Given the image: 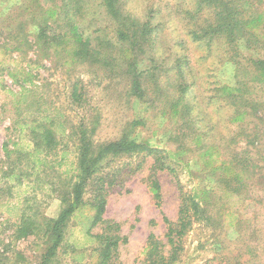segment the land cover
<instances>
[{
	"label": "trees",
	"instance_id": "trees-1",
	"mask_svg": "<svg viewBox=\"0 0 264 264\" xmlns=\"http://www.w3.org/2000/svg\"><path fill=\"white\" fill-rule=\"evenodd\" d=\"M20 6L19 11L0 23V38L8 41L0 42V51L5 48L16 52L29 50L46 58L52 52L61 51L71 66L102 65L113 77L118 73L127 76L130 98L147 101L151 82L154 88L157 87V103L164 98L165 109L170 111L164 114L177 127L173 137L178 145L176 150L157 155L148 145L132 139L135 121L127 122L119 137L97 141L95 136L100 120L92 112L91 117L84 115L71 133L65 123L55 122L46 115L26 119L19 129L21 133L26 132L33 146L34 150L27 155L38 159L37 171L53 153L57 156L61 139L66 137L74 142L77 163L72 175L69 170L61 174L66 175L61 180L65 192L60 193L55 185L50 186L52 192L59 194V216H43L39 207L30 208L34 212L32 215L22 211L21 222L15 231L16 240L44 239V264L54 259L63 247L67 250L65 256L91 249L93 255H98L97 264H118L119 247L127 242V238L121 236L120 225L109 221L105 215L109 192L123 185L128 166L115 170L112 165L117 159L140 155L146 160L151 156L154 159L148 186L157 207H161L163 197L159 172L174 173L173 164L189 168L184 159L189 153L196 155L201 163L199 172L189 171L194 178L191 189L184 193L181 188L177 219L164 218L166 241L153 234L149 236L143 264H179L185 249L184 239L196 224L218 228L229 216L230 220H237V213L230 215L219 201L221 197L216 200V190L250 198L249 181L258 176V182L264 184V12L255 10L252 0H196L195 10L183 13L192 40L211 45L214 40L224 37L234 45L237 32L242 31L246 34L248 47L261 52L258 59L250 58L246 63L238 61L236 52L233 61L237 66V84L215 90V97L233 109L230 123L237 127L236 133L226 137L223 144L211 143L209 129L196 125L198 119L193 115L187 95L190 85L184 75L186 57H178L174 66H169L167 61L171 55L166 53L152 58L148 70L139 71L137 60L153 50L157 40V24L150 16L142 21L131 15L126 0H23ZM205 11L207 19L197 18ZM102 15L110 27H102L96 21V17ZM6 30L8 33H4ZM107 30L113 32L114 39H103L102 34ZM9 43L12 45L7 46ZM114 50L117 58L107 55V51ZM171 71L176 72L178 79L172 87L169 84L168 91L174 90L172 98L168 92L161 94L164 75ZM10 76L18 82L14 75ZM71 99L79 108L88 106L90 99L82 80L73 85ZM16 146L13 150L5 148L7 161L16 152L22 154ZM66 156L68 149L61 154L60 167ZM139 166L138 169L143 165ZM39 172L33 173L38 175ZM25 175L24 171L19 173L11 165L7 169L1 168L0 181L17 186V183H23ZM204 176H210L217 189L205 185ZM13 188L10 185L8 192ZM79 256L81 258L83 253Z\"/></svg>",
	"mask_w": 264,
	"mask_h": 264
},
{
	"label": "rangeland",
	"instance_id": "rangeland-1",
	"mask_svg": "<svg viewBox=\"0 0 264 264\" xmlns=\"http://www.w3.org/2000/svg\"><path fill=\"white\" fill-rule=\"evenodd\" d=\"M252 2L255 10L264 12V0ZM22 3L23 0H0V23L19 11ZM195 3L196 0H126V8L140 20L150 16L157 24L154 49L137 60L139 71L148 70L152 66V58L157 59L166 53L171 55L170 61L167 57L169 66H174L178 57H186L184 75L190 85L187 95L193 115L198 119L196 125L209 129L211 143L223 144L226 137L236 133L237 127L230 123L233 109L215 97V90L220 86L233 87L237 84V66L233 61L236 52L239 54L238 61L243 63L250 58L258 59L261 52L248 47L246 34L242 31L237 32L234 45H230L224 37L214 40L211 45L192 40L187 33L189 24L183 13L194 11ZM207 16L205 11L197 18L207 19ZM96 19L102 27H110L105 15ZM4 33H8L7 30ZM102 37L106 41L114 39L111 30L104 31ZM4 41L8 42L0 38V42ZM115 51H107V55L117 58ZM65 57L61 51L52 52L47 58L29 50L16 52L5 48L0 51V172L1 168L7 169L12 165L19 173H26L22 184H10L14 188L9 192L10 185L0 181V264H44V239L16 240L15 231L21 222L22 211L26 210L30 215L34 213L30 208L39 207L40 214L49 218L59 216V194L52 192L50 186L55 185L60 193L65 192L61 180L66 175L61 174L69 170V175H72L77 163L74 142L66 137L61 139L57 156L53 153L40 172L37 171L38 159L27 155L34 150L33 146L26 132L21 133L19 129L26 119L46 115L55 122L65 123L68 133H71L81 118L84 115L91 117L92 112L100 120L95 136L97 141L119 137L124 125L135 121L137 124L133 127L132 139L148 145L157 155L176 150L178 145L173 137L177 127L164 114L165 111L170 113L169 109H165L164 98L157 103V87L154 88L151 82L147 101L130 98L126 75L118 73L113 77L102 65L71 66L66 63ZM10 75H14L18 82L15 83ZM81 80L90 102L88 106L79 108L73 103L71 92L73 85ZM175 80L178 79L174 71L164 75L162 95L168 92L172 98L174 90L168 91V88L169 84L171 87L175 85ZM15 145L23 152H16L7 161L5 148L13 150ZM64 149H68V156L60 167L58 164ZM184 159L188 161L189 168L173 164L174 173L165 170L158 174L163 196L161 207L156 206L148 186L154 164L152 156L147 160L143 155L117 159L113 163L115 170L128 166L123 185L109 192L105 215L106 219L120 225L121 236L127 238V242L119 247L118 264H143L144 250L151 234L166 241L164 218L177 219L181 188L184 193L191 189L194 178L189 171L199 172L201 164L192 153ZM141 164L143 166L138 169ZM33 172L39 174L34 175ZM203 179L205 185L217 189L210 176ZM258 181V176L249 181L250 198L216 190V200L221 197L219 201L230 215L237 213V220H230L229 216L218 228L196 224L184 239L185 249L179 264H264V184ZM66 251L63 247L46 264H97L98 255H93L91 249L78 254L70 252L65 256ZM80 253H83L81 258Z\"/></svg>",
	"mask_w": 264,
	"mask_h": 264
}]
</instances>
